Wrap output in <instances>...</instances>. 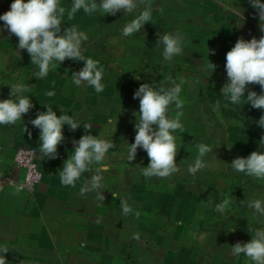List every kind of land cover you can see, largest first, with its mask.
Returning <instances> with one entry per match:
<instances>
[{"label": "crops", "instance_id": "obj_1", "mask_svg": "<svg viewBox=\"0 0 264 264\" xmlns=\"http://www.w3.org/2000/svg\"><path fill=\"white\" fill-rule=\"evenodd\" d=\"M12 2L0 0V15L10 10ZM71 2L60 0V6L68 9ZM98 16L81 9L69 19L66 12L62 25H75L88 35L82 45L83 54L95 60L101 59L102 53L90 49L87 43L105 39ZM3 24L0 21V28ZM241 33L242 30H235L234 34H229L224 42V58L238 38L245 39ZM261 35L264 33L259 27L251 30L245 40L259 39ZM17 45L15 35H10L6 29L0 31V99L9 98L10 90L4 84L14 83L17 75L25 84L34 86L28 93L34 107L15 125H0V246L8 247L9 264H237L230 254L231 245L226 248V244L216 242L215 232L212 236L209 232L206 237L201 236L204 233L200 226L189 225L198 214L196 210H188L192 206L187 210L184 205L169 208V203H180L177 197L149 193L144 200L145 208L149 209L144 210L136 209L142 208L141 200L124 197L133 209L124 216L119 199L113 200L110 196L100 201L94 193L80 195V187L93 173H84L75 188L62 185L58 172L73 151V142L86 134L84 125H91L92 134L105 138L110 117L131 99L130 88L118 69L104 67L101 61L105 88L99 94L90 86L77 87L72 83V72L82 69L83 61L65 60L58 70L37 80L33 75L37 67L31 64L26 50L21 51V58L15 54ZM223 74L224 85L227 82L225 67ZM248 90L261 92L256 84L249 85ZM49 91L55 95L47 97ZM222 103H226L223 94ZM46 104L51 105L58 116L63 112L74 114L81 126L75 131L64 126L65 139L58 145L55 159L40 155L39 129L30 123L39 112L46 111L43 106ZM262 114L264 112L252 108L250 103L223 106L225 137L233 154L247 157L253 151L264 152L259 143L264 128L256 123ZM25 126L31 136L25 132ZM20 146L37 150L44 177L34 194L26 189L17 193L10 184H20L25 177V171L14 163ZM256 181L258 186L264 187V180ZM136 212H139L138 217ZM134 233L139 234L138 240L133 238Z\"/></svg>", "mask_w": 264, "mask_h": 264}, {"label": "clouds", "instance_id": "obj_2", "mask_svg": "<svg viewBox=\"0 0 264 264\" xmlns=\"http://www.w3.org/2000/svg\"><path fill=\"white\" fill-rule=\"evenodd\" d=\"M250 4L256 9L260 31L264 33V2L250 0ZM81 9L89 15L99 12L114 16L121 12L130 14L131 17L136 13L134 18L123 25L124 37L140 32L145 24L152 22L150 0H72L68 9L60 6V0H13L10 10L0 15V21L4 22L0 31L6 29L10 35L18 38L14 52L21 58V51H27L31 64L38 69L33 73L37 80L44 79L52 70H58L65 60L83 61V68L72 72V83L77 87L90 86L99 94L105 88L102 83L104 69L100 67L99 60L83 54L82 45L88 40V35L75 25L62 27L66 12L71 19ZM243 19L242 13L241 21ZM184 40L185 37L178 31L157 33L156 43L157 47H163L164 61L171 63L175 57L183 54ZM210 53L215 54L214 50L208 49L207 55ZM225 59L227 82L221 89L226 102L223 106L250 103L252 108L264 112V35L259 39L238 38L235 45L226 53ZM208 67L212 69V73L216 69V65L210 61ZM135 78L140 79V76L136 75ZM14 80V83L4 84L10 91L8 99H0V125H15L34 107L28 95L34 86L25 84L23 78L18 75ZM168 83V87L162 84L141 83L133 96V99H139V111L133 113L136 118L134 125L136 135L134 142L128 144L127 162L136 159L138 149L144 150L149 158V164L147 167H141V175L148 180L168 179L179 172L176 157L183 146L178 147L176 134L185 132L181 120L183 101L180 98L184 81L171 80ZM252 84L260 86L259 94L248 90V86ZM54 95L52 91L46 93L47 97ZM173 105L175 115L170 114ZM43 106L46 107V111L39 112L30 123L39 129L40 155L46 159H55L58 157V145L65 139L64 126L67 125L70 131H75L81 126L74 114L70 116L68 112H63L58 116L51 105ZM220 109L221 102L217 100L213 105V111L223 120ZM256 123L264 128V114ZM83 129L86 134L73 142L74 149L58 172L60 182L64 186L75 188L81 176L91 172L93 174L80 187L79 193L80 195L95 193L97 200L104 201L105 186L102 182V173L108 170L104 161L106 154L115 145L113 140L109 141L103 135L92 134L91 125L85 124ZM24 130L31 136L26 126ZM259 143L264 147V136ZM196 148L198 154L195 161L188 166L191 175L206 167L203 158L213 151L210 145L204 143L197 144ZM231 167L238 173L264 180V152L253 151L247 157L234 158ZM25 186L24 183L16 184V192H21ZM111 194L113 200H120L124 216L133 212L128 200L120 193L113 191ZM241 202L253 210L254 217H264V200ZM231 203L230 196L226 195L221 203L216 204L215 210L224 213L229 210ZM135 216L138 217L139 212H136ZM234 230L233 228L231 231ZM248 231L252 235L251 240L230 246V254L233 257L243 254L250 264H264V227L254 229L249 225ZM133 238L138 240L139 234L134 233ZM8 252V247L0 246V264H9L6 258Z\"/></svg>", "mask_w": 264, "mask_h": 264}, {"label": "rangeland", "instance_id": "obj_3", "mask_svg": "<svg viewBox=\"0 0 264 264\" xmlns=\"http://www.w3.org/2000/svg\"><path fill=\"white\" fill-rule=\"evenodd\" d=\"M150 4L152 22L128 37L122 35V27L136 13L130 17L121 12L114 16L97 12L105 39L87 43L90 49L102 53L98 59L102 66L116 68L126 78L131 95L107 124L105 139L113 140L115 147L105 157L108 170L102 173L103 195L110 197L115 191L123 197L134 196L142 201V208L136 209L144 210L149 209L144 201L147 194L165 193L181 200L169 203V208L184 205L187 210L192 206L188 210L198 212L189 225L200 226L204 233L201 236L215 232L216 242L226 244V248L237 242L247 243L252 238L249 225L254 229L264 227V217H254L253 210L241 201L264 200V187L257 185L256 178L231 167L232 160L239 156L233 154L225 137V123L213 111V105L219 100L222 114L224 42L235 30H242L245 39L251 30H258L256 9L251 7L250 0H150ZM177 31L185 37L183 54L169 63L163 59V47H157V33ZM208 49L215 54L207 55ZM209 61L216 65L213 73ZM180 79L184 81L180 98L185 132L176 134L178 147L183 146L176 157L179 172L168 179L148 180L141 175V167L149 164L144 150L138 149L136 159L127 162L128 144L134 142L136 135L133 113L139 111V99H133L134 92L141 83L168 87L169 81ZM175 111L173 105L170 114L175 115ZM199 143L210 145L213 151L203 158L206 167L191 175L188 166L195 161ZM226 195L232 200L229 210L217 212L216 204ZM233 259L237 264H250L243 254Z\"/></svg>", "mask_w": 264, "mask_h": 264}, {"label": "built area", "instance_id": "obj_4", "mask_svg": "<svg viewBox=\"0 0 264 264\" xmlns=\"http://www.w3.org/2000/svg\"><path fill=\"white\" fill-rule=\"evenodd\" d=\"M14 163L25 171V177L22 182L26 185L24 189L34 194L44 177L38 163L37 150L27 146H20L16 151ZM10 184L15 187L17 183L10 182Z\"/></svg>", "mask_w": 264, "mask_h": 264}]
</instances>
